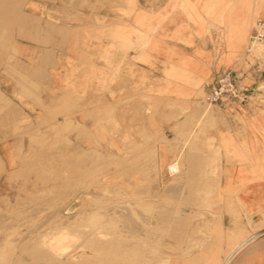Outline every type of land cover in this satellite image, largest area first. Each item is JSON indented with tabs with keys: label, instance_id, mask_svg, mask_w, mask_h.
I'll return each instance as SVG.
<instances>
[{
	"label": "rangeland",
	"instance_id": "obj_1",
	"mask_svg": "<svg viewBox=\"0 0 264 264\" xmlns=\"http://www.w3.org/2000/svg\"><path fill=\"white\" fill-rule=\"evenodd\" d=\"M146 1L145 44L182 16L241 61L264 19V0H0V264H218L264 227L222 183L232 109L206 100L208 76L188 93L107 55Z\"/></svg>",
	"mask_w": 264,
	"mask_h": 264
},
{
	"label": "crops",
	"instance_id": "obj_2",
	"mask_svg": "<svg viewBox=\"0 0 264 264\" xmlns=\"http://www.w3.org/2000/svg\"><path fill=\"white\" fill-rule=\"evenodd\" d=\"M139 3L134 5L135 15L125 21L130 26L126 48H108L106 45L110 51V54L107 51L108 56L122 59L130 80L164 79L168 74L169 80L184 82L183 90L190 93L194 90V84L202 77L208 76L212 85L219 73L233 69L242 75L243 86L253 90L251 100L246 105L232 103L224 106L232 109L226 118L228 133L224 134L226 137H231L232 148L229 153L232 155V160L229 163L224 161L223 168L229 171V176L222 183L232 186L242 206L243 214L252 215L254 218L262 215L261 213H264V96L256 94V82L251 77L253 66L259 63L253 64L250 60L252 47L256 44H253L249 38L244 60L241 61L240 58L229 56L224 45L218 44L221 40L220 33L212 32L210 36L206 30H203L200 34H196L192 27H183L190 22L185 21L182 16L172 17L168 22L162 23L164 29L161 38H155L158 30L151 32L152 40L145 44V26L149 25L153 29L155 20L154 16L148 15L146 18L143 13L145 10H155L159 4H148L147 1L144 4ZM234 19L235 17L224 18V24H234ZM218 264H264V233L239 246L234 255L220 258Z\"/></svg>",
	"mask_w": 264,
	"mask_h": 264
},
{
	"label": "built area",
	"instance_id": "obj_3",
	"mask_svg": "<svg viewBox=\"0 0 264 264\" xmlns=\"http://www.w3.org/2000/svg\"><path fill=\"white\" fill-rule=\"evenodd\" d=\"M250 40L253 44L264 42V20L257 19L255 21ZM262 75H264V66L259 64L253 66L251 76L261 77ZM242 81V75L233 69L219 73L206 93V100L209 104L216 106L232 103L246 105L249 97Z\"/></svg>",
	"mask_w": 264,
	"mask_h": 264
},
{
	"label": "bare ground",
	"instance_id": "obj_4",
	"mask_svg": "<svg viewBox=\"0 0 264 264\" xmlns=\"http://www.w3.org/2000/svg\"><path fill=\"white\" fill-rule=\"evenodd\" d=\"M208 113H209V112H208ZM205 114H206V113H205ZM210 115H211V113L209 114V116H210ZM215 115H216V114H215ZM207 116H208V114H207ZM216 118H217V117H216ZM69 148H70V147H69ZM70 151H71V150H70ZM69 153H70V152H69ZM67 154H68V152H67ZM67 154H66V155H67ZM73 154L76 155L75 153H73ZM68 155H69V154H68ZM74 155H71V156L74 157ZM76 157H77V156H76ZM73 159H74V158H73ZM80 159H81V158H80ZM94 159H96V157H95ZM75 160H76V159H75ZM77 160H78V159H77ZM83 160H84V159H83ZM68 161H69V160H68ZM73 161H74V160H73ZM86 161H87V160H86ZM86 161H85V162H86ZM74 162H75V161H74ZM85 162H84V165H83L84 167H85V165H86ZM89 162H90V161H89ZM95 162H96V161H95ZM97 162H98V161H97ZM71 163H72V162H71ZM79 163H80V162H79ZM91 163H92V162H91ZM69 165L71 166V164H69ZM76 166H77V165H76ZM83 166H82V168H83ZM71 167H72V166H71ZM91 167H92V166H91ZM78 169H79V168H78ZM74 170H75V169H74ZM86 170H87V168H86ZM86 170H84V171H86ZM72 172H73V171H72ZM76 172H77V171H76ZM80 172H81V171H80ZM81 173H82V172H81ZM78 175H79V174H78ZM75 177H76V176H75ZM73 178H74V177H73ZM77 178L80 179L79 176H78ZM74 179H75V178H74ZM74 179H73V180H74ZM76 180H77V179H76ZM69 181H71V180H69ZM76 182H78V181H76ZM71 183H73V182L71 181ZM73 184H74V183H73ZM75 184H76V183H75ZM69 186H70V185H69ZM72 186H73V185H72ZM68 190H69V189H68ZM172 190H173V189H172ZM70 191H72V190H70ZM166 191H167V190H166ZM72 192H74V190H73ZM72 192H71V193H72ZM69 194H70V193H69ZM72 194H74V193H72ZM63 195H64V194H63ZM34 202H35V201H34ZM121 208H122V207H121ZM160 208H161V207H160ZM25 209H26V208H25ZM107 209H108V208H107ZM110 209H111V208H110ZM161 209H162V208H161ZM111 210H112V209H111ZM114 210H115V209H114ZM118 210L120 211L119 208H118ZM121 210H122V209H121ZM115 211H116V210H115ZM115 211H114V212H115ZM119 211H118V212L116 211V213H119ZM35 212H36V211H35ZM114 212H113V213H114ZM120 212H121V211H120ZM124 212H127V211L124 210ZM124 212H121V213H124ZM129 212H130V211H129ZM166 212H167V211H166ZM25 213H26V212H25ZM28 213H29V212H28ZM81 214H82V213H81ZM103 214H104V213H103ZM108 214H109V213H108ZM166 214H167V213H166ZM122 215H123V218H125L126 215H128V214L125 213V214H122ZM124 215H125V216H124ZM142 215H143V214H142ZM117 216H118V214H117ZM117 216H116V217H117ZM120 216H121V214L118 216V218H119ZM129 216H130V215H129ZM132 216H133V215H132ZM132 216H131V217H132ZM74 217H75V216H74ZM83 217H84V216H83ZM83 217H82V218H83ZM87 217H88V216H87ZM101 217H102V216H101ZM131 217H130V218L128 217V218L131 220ZM141 217H142V216H141ZM6 218H7V217H6ZM84 218H85V217H84ZM95 218H96V217H95ZM105 218H106V217H105ZM105 218H104V219H105ZM112 218H114V223H115V220H116L115 215H114L113 217L111 216L110 219H112ZM118 218H117V220L120 219V218H119V219H118ZM134 218H135V217H134ZM1 219H3V218L1 217ZM86 219H87V218H86ZM121 219H122V218H121ZM70 220H71V219H70ZM93 220H94V219H93ZM122 220H123V219H122ZM126 220H127V219H126ZM132 220H133V218H132ZM132 220H131V221H132ZM2 221H3V220H2ZM84 221H85V220H84ZM104 221H105V220H104ZM119 221H121V220H119ZM131 221H130V222H131ZM4 222H5V221H4ZM70 222H71V221H70ZM73 222H74V221H73ZM87 222H88V221H87ZM94 222H95V221H94ZM99 222H100V221H99ZM101 222H102V221H101ZM101 222H100V223H101ZM110 222H112V221H110ZM117 222H118V221H117ZM123 222H124V220H123ZM130 222H129V223H130ZM75 223H76V222H75ZM84 223H85V222H84ZM84 223H83V224H84ZM97 223H98V222H97ZM100 223H99V224H100ZM107 224H108V223H107ZM111 224H112V223H111ZM127 224H128V223H127ZM2 225H3V224H2ZM87 225H88V224H87ZM109 225H110V224H109ZM91 226H94V225H91ZM96 226H97V224H96ZM102 226H103V225H102ZM0 227H1V226H0ZM87 227H88V226H87ZM0 231H1V230H0ZM49 231H50V230H49ZM2 232H3V231H2ZM262 232H264V229H259V230H257V231L254 233V235H252L251 237H249L248 241L251 240V239H254V237H257L258 235L262 234ZM99 235H100V234H99ZM103 236H104V235H103ZM132 237H133V236H132ZM47 239H48V238H47ZM248 241H247V242H248ZM249 243H250V242H249ZM80 248H81V247H80ZM131 249H132V248H131ZM76 250H77V249H76ZM83 250H84V249H83ZM237 252H238V251H237ZM6 253H7V252H6ZM4 254H5V253H4ZM57 256H58V255H57ZM53 257H54V256H53ZM7 258H8V257H7ZM53 260H54V259H53ZM51 262H52V261H51ZM76 263H77V262H76ZM81 264H82V263H81ZM85 264H86V263H85Z\"/></svg>",
	"mask_w": 264,
	"mask_h": 264
},
{
	"label": "water",
	"instance_id": "obj_5",
	"mask_svg": "<svg viewBox=\"0 0 264 264\" xmlns=\"http://www.w3.org/2000/svg\"><path fill=\"white\" fill-rule=\"evenodd\" d=\"M262 233H264V232H262Z\"/></svg>",
	"mask_w": 264,
	"mask_h": 264
}]
</instances>
